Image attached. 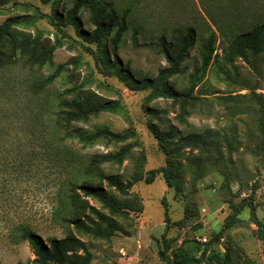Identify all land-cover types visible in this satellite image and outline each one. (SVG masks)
I'll list each match as a JSON object with an SVG mask.
<instances>
[{"label": "rangeland", "instance_id": "374dc122", "mask_svg": "<svg viewBox=\"0 0 264 264\" xmlns=\"http://www.w3.org/2000/svg\"><path fill=\"white\" fill-rule=\"evenodd\" d=\"M8 1L0 9V25L11 17H25L32 24L21 30L32 36L40 33L52 43L59 39L63 44L52 65L32 70L18 64L0 71V264H34L33 251L23 238L24 229L35 232L46 244L74 234L86 243L91 264H167L161 252L170 255L186 241H197L203 250L244 199L253 198L264 224V54L256 60L255 69L242 59L228 64L224 53L229 43L210 22L201 0H108L120 18L125 9L132 10L118 59L122 66H129L136 81L154 80L168 67L158 47L162 36L171 41L175 28L192 26L197 30L196 45L181 74L171 81L176 89L187 91L190 75L201 65L202 41L209 31L216 33V57L194 91L196 108L189 110L181 123L178 105L152 98L149 89L128 86L108 69L113 63L112 48L109 41L103 48L90 42L95 27L89 10L78 14L79 25L74 26L68 23L74 0ZM64 64L65 71L36 97L31 91L33 83L53 75ZM83 83L121 106L117 114L92 118L81 125L84 129L107 127L117 134L128 130L136 133L130 141L135 144L133 156L122 166H106L125 187L132 184L131 197L122 196L106 182L88 179L121 203L137 205V197L143 205L142 212L123 206L124 213L114 215L97 200L87 199L118 224L113 237L107 239L82 237L64 220L59 194L72 175L78 174L66 168L63 154L62 160L45 147L48 135L34 129V116L42 105ZM202 86L205 95L199 93ZM217 97L233 100L220 104ZM193 134H213L219 142L207 153L211 160L202 171L189 161L200 151L180 145ZM160 137L166 138L164 145ZM67 147L76 156L89 158L116 153L121 145L101 140L88 147L69 143ZM167 166L180 174V192L170 189L162 175L151 185L144 181L133 184L141 169L145 177L149 171ZM91 218L99 221L95 214ZM212 249L229 254L231 264H264V234L251 221L250 209L244 210L240 222Z\"/></svg>", "mask_w": 264, "mask_h": 264}, {"label": "trees", "instance_id": "16d2710c", "mask_svg": "<svg viewBox=\"0 0 264 264\" xmlns=\"http://www.w3.org/2000/svg\"><path fill=\"white\" fill-rule=\"evenodd\" d=\"M50 1L57 3L58 0ZM201 1L210 22L229 43L224 53L226 62L232 64L236 60L242 59L255 69L256 60L264 54V0ZM8 2V0H0V9ZM84 9L91 12V23L95 27V31L90 36V42L99 48H103L107 41L111 45L113 63L108 69L120 76L128 86H137L140 90H151V97L154 99L171 100L179 106L178 120L181 123L185 122L189 110L196 108L195 101L197 99L193 97L194 91L203 81L209 66L216 57V33L209 31L204 37L200 48L201 65L190 75L189 89L180 91L171 81L181 74L183 64L196 45L198 35L194 27L183 25L175 28L174 38L171 41L165 35L162 36L158 41V47L159 52L165 57L168 67L162 70L154 80L140 78L136 81L130 73L129 66H122L118 59V50L125 40L132 10L125 9L120 18L108 0H74V8L68 14V23L78 26V14ZM56 17L60 20L62 16L59 15V18L56 15ZM68 23L63 22L65 25ZM30 24L32 21L25 17H11L0 25V71L18 64L32 70L42 69L53 64L54 54L62 47L63 43L59 39L52 43L49 39H44L40 33L32 36L20 29ZM74 63L76 64V62ZM66 67L67 64L60 65L53 75L34 82L31 87L32 93L36 97H40L65 71ZM224 73L227 72L224 70ZM205 90V86L200 87V95H205ZM215 100L224 104L233 99L217 97ZM42 111L45 113L42 114ZM120 111L121 106L118 102L100 97L92 90L87 89L86 84L83 83L64 90L50 103L42 105L41 110L34 116L36 118L34 129L48 135V137H44L45 147L56 152L62 160L61 154H63L66 168L74 173L77 172L79 177L86 178L81 181L78 175H72V178L66 182L65 189H62L59 194L60 212L65 215L64 220L72 225L82 237L93 236L107 239L113 237L119 228L114 219L103 216L90 205L87 199L97 200L105 210H109L114 215L124 213L123 206H126L128 210L133 208V211L137 213L143 211V205L137 197H134L137 205L129 206L115 200L101 185L88 181L92 178L98 179L116 189L122 196H132L129 192L132 184L125 187L116 176L108 173L107 167L122 166L133 156L135 144L130 141L135 138L136 133L128 130L124 134H117L107 127H97L93 131H88L81 126L88 124L92 118L98 115L117 114ZM45 115L46 120L44 121ZM101 140L121 145V148L116 153L95 154L89 158L78 157L72 150L67 149L68 143L88 147ZM159 140L163 145L166 142V138L163 137H160ZM218 144L219 142L213 134H193L180 143L182 148L200 151L199 156L189 158L190 164L199 168L200 171L203 170L205 162L211 160L207 157V153ZM141 170L134 177L133 184L144 181L146 185H151L158 176L162 175L170 189H174L177 193L180 192V174L172 167L153 169L145 177ZM246 208L250 209L251 221L264 234V224L257 216V206L253 198L244 199L225 220L221 231L214 235L203 250L202 245L197 241H186L180 248L173 250L170 255L167 251L161 252L162 261L167 264H231L229 254L217 253L212 247L222 239L227 230L240 222V215ZM91 214L97 215L99 221H94ZM23 238L33 251L34 264H91L92 262L86 243L74 234L61 240H52L50 244H46L35 232L24 229ZM192 243L194 246L190 245Z\"/></svg>", "mask_w": 264, "mask_h": 264}]
</instances>
